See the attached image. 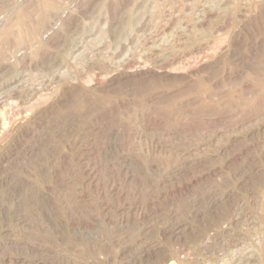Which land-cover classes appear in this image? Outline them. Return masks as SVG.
I'll use <instances>...</instances> for the list:
<instances>
[{
	"label": "rangeland",
	"instance_id": "374dc122",
	"mask_svg": "<svg viewBox=\"0 0 264 264\" xmlns=\"http://www.w3.org/2000/svg\"><path fill=\"white\" fill-rule=\"evenodd\" d=\"M0 264H264V0H0Z\"/></svg>",
	"mask_w": 264,
	"mask_h": 264
},
{
	"label": "bare ground",
	"instance_id": "6f19581e",
	"mask_svg": "<svg viewBox=\"0 0 264 264\" xmlns=\"http://www.w3.org/2000/svg\"><path fill=\"white\" fill-rule=\"evenodd\" d=\"M35 24V23H34ZM27 114V113H26ZM57 196V195H56ZM50 201V200H49ZM50 205H52V204H50Z\"/></svg>",
	"mask_w": 264,
	"mask_h": 264
}]
</instances>
